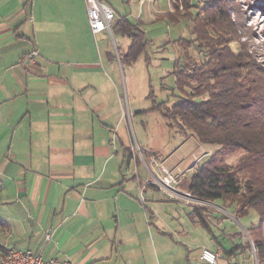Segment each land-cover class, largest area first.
<instances>
[{
  "label": "crops",
  "instance_id": "crops-1",
  "mask_svg": "<svg viewBox=\"0 0 264 264\" xmlns=\"http://www.w3.org/2000/svg\"><path fill=\"white\" fill-rule=\"evenodd\" d=\"M103 1L117 17L142 22L145 5L158 0H130L123 13ZM92 36L109 39L92 32L85 0H0V257L9 247L75 264H155L160 255L164 264H198L205 246L235 257L207 218L190 221L209 227L216 247L194 254L199 246L181 226H170L185 236L180 254L158 244L166 232L155 206L167 193L150 177L130 176L132 160L138 172L140 163L150 170L153 150L134 155L123 140L121 78L108 47L105 57L94 53ZM35 49V60L24 61Z\"/></svg>",
  "mask_w": 264,
  "mask_h": 264
},
{
  "label": "trees",
  "instance_id": "trees-1",
  "mask_svg": "<svg viewBox=\"0 0 264 264\" xmlns=\"http://www.w3.org/2000/svg\"><path fill=\"white\" fill-rule=\"evenodd\" d=\"M229 4V0H198V10L193 13L191 0L173 2V11L167 15L172 20L188 17L194 38L185 41L187 61L175 71L183 95L164 114L182 132L190 131L204 144L218 145L199 161L189 192L206 202L222 199L225 206H232L236 219L252 217L250 210L254 209L259 220L245 230L247 241L227 253L254 249L257 263L264 264V68L243 43L239 52L232 49L231 43L240 42V36ZM112 31L131 38L124 59L135 61L146 47L141 24L120 16ZM190 46L204 56L201 65L191 63ZM117 51L120 55L119 47ZM109 56L117 58L115 51ZM204 94L208 97L198 99ZM238 152H243L238 162L228 163L227 158ZM205 212L207 208L197 204L192 214L207 225Z\"/></svg>",
  "mask_w": 264,
  "mask_h": 264
},
{
  "label": "rangeland",
  "instance_id": "rangeland-1",
  "mask_svg": "<svg viewBox=\"0 0 264 264\" xmlns=\"http://www.w3.org/2000/svg\"><path fill=\"white\" fill-rule=\"evenodd\" d=\"M106 1L114 5L121 13L129 11L130 0ZM191 2L193 4L191 11L195 13L198 10L195 5L198 0H191ZM229 3V12L237 22L238 35L240 36V42L233 41L231 43L232 49L239 52L243 43V48L250 53L252 59L264 68V0H229ZM203 4L200 3V5ZM171 8L169 0H158L156 3L145 5L142 22L139 21V23L145 32L146 47L132 63H127L124 59L131 44V38L128 35L115 31L113 37L108 33L109 39L107 40L98 39L96 42L93 36L92 38L96 55L99 52L105 57L106 47L113 53L114 51L116 53V47H119L120 55L124 59L122 63L114 58L121 78L120 91L124 96V107L132 113L130 120L127 119L126 122L123 120L120 126L123 140L129 145L130 139L126 136L129 131L134 132L143 151L146 148L153 150L151 154L158 160H163L164 156L166 157L165 164L169 167H180L183 177L177 188L181 193L186 194L189 191L190 178L199 165V161L204 160L218 145L204 144L190 131L182 132L164 114L165 109L171 108L183 95L182 90L176 84L175 71L186 63L187 54L184 45L194 38L188 17H181L178 20L170 19L167 14ZM158 12L163 14L160 15ZM189 52L193 56L191 63L201 65L204 56L194 46L189 47ZM207 97L208 94H204L198 99ZM127 122H129V128H127ZM242 154L243 152H238L230 155L227 162L236 164ZM147 164L155 167L153 162L148 161ZM135 165L132 160L129 167L131 177L133 175L137 177L140 175L142 178L151 177L150 171L143 164L140 163L139 172ZM164 196L160 194L159 198L161 199L155 207L158 222L164 226L162 230L166 232L160 233L164 243L160 238L158 244L161 243L169 249L167 254H180L181 243L179 241L181 240L179 239L185 237L181 234L179 236L174 231L171 232L170 226H173V229H178L179 226L185 227L189 232L185 239L191 242V244L189 242L190 245L199 246V251H194V254H199L203 245L217 246L216 237L212 235L209 227L215 231V236L216 230L218 231L217 236L220 244L230 251L236 245H242L247 241L248 236L245 230L253 222L259 220L254 209L250 210L252 217L245 216L236 219L233 216L232 206H225L222 199H217L206 204L208 213L206 218L209 220L210 226H203L202 223L195 225L190 220H199V216L192 214L193 209L197 204H205L196 200H187L180 194L172 196L165 194ZM157 252V254L166 253L160 249ZM236 254L235 257L229 259L227 257L220 258L219 264H255L254 249H244L243 252ZM197 260L198 264H206ZM164 262L165 256L156 257L155 264H164ZM170 264H180V262L172 261Z\"/></svg>",
  "mask_w": 264,
  "mask_h": 264
},
{
  "label": "built area",
  "instance_id": "built-area-1",
  "mask_svg": "<svg viewBox=\"0 0 264 264\" xmlns=\"http://www.w3.org/2000/svg\"><path fill=\"white\" fill-rule=\"evenodd\" d=\"M143 1V0H142ZM175 1L176 0H171ZM87 5V12L90 27L94 34L102 31H106L113 37L112 26L118 19L115 10L107 2L103 0H85ZM181 4V0H177ZM117 49V47H116ZM39 55L38 50L31 51L25 58L24 61L33 62L36 56ZM117 59L121 62L118 51L116 52ZM131 112L124 109L123 115L126 119L130 120ZM129 128V122H127ZM130 143L132 153L135 155H143L144 151L140 146L138 139L134 132L129 131ZM151 162L154 163L155 167H150L151 177L148 182L155 186L157 189L170 194H180L187 198V200H196L199 203H206V201L197 199L191 195L188 191L186 194L181 193L177 185L180 183L183 173L180 167H169L163 160H158L155 156ZM143 188V187H142ZM140 201L142 204L145 203V197L141 191ZM46 241H50L53 237V229L47 228L44 231ZM255 264L257 263L256 254H253ZM201 259L208 264H219V259L222 257V251L220 249H212L210 247H203L200 255ZM0 264H75L67 256H51L45 257L42 252L35 251L32 249H17L7 248V253L0 257Z\"/></svg>",
  "mask_w": 264,
  "mask_h": 264
}]
</instances>
